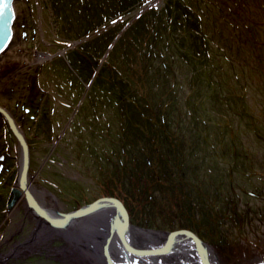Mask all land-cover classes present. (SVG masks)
<instances>
[{
    "label": "rangeland",
    "instance_id": "obj_1",
    "mask_svg": "<svg viewBox=\"0 0 264 264\" xmlns=\"http://www.w3.org/2000/svg\"><path fill=\"white\" fill-rule=\"evenodd\" d=\"M12 9L0 107L26 140L34 202L63 214L112 198L149 240L187 230L220 264L264 262V0ZM19 161L0 116V264H108L98 211L82 227L49 213L28 239L38 218L16 189ZM152 250L146 264H160Z\"/></svg>",
    "mask_w": 264,
    "mask_h": 264
},
{
    "label": "bare ground",
    "instance_id": "obj_2",
    "mask_svg": "<svg viewBox=\"0 0 264 264\" xmlns=\"http://www.w3.org/2000/svg\"><path fill=\"white\" fill-rule=\"evenodd\" d=\"M10 2H11V5L9 6L10 13L14 17V13H13V9H12V0H10ZM4 13H6V12H4ZM8 16H9L8 13H6L3 16L4 20L0 22V30L10 29L9 30L10 33H8V36H7L8 38H6L7 41L5 44L3 43V46L0 49V52H2L4 49L7 48L6 46L9 43L10 38H11L10 25H11L12 21L6 23V21H7L6 19ZM0 33H1V31H0ZM20 134H21L22 138L24 139L21 131H20ZM16 135H18V134H16ZM16 139L18 141V138H16ZM17 179H19V178H16L15 180H17ZM15 186H16V189L20 188V189L24 190L25 198H26L25 201H26L28 206L31 205V206L36 207V205H38L40 207L41 210L39 209L38 212H35L34 210L29 211V213L31 215H33V217L35 219L38 218L36 221L37 228L40 227V221L41 220L43 221V219L46 220V218L49 216V213H51L52 214L51 217L55 219V220H50L49 223L57 221L58 219L55 216H58V214L61 218H71L68 215V213L60 214L59 212H57L55 207L48 209L44 203L41 204V203L37 202V200H35V202H34L33 195H31L26 188L25 180H23V181L18 180V182H16ZM11 193H16V192L14 190H12ZM19 193L21 194V191H19ZM16 194H13V195H16ZM11 199H12L11 201L14 200V198H11ZM102 200H104V199H102ZM113 204L110 205L109 207L106 206L105 208L99 210L97 217L94 216L93 220H95L97 227L98 226L102 227V230L105 232L104 243H103V246H101V248L103 249L106 247V251H107L109 257L116 264H146L148 262V260L151 259V257H152L151 255H154L153 254L154 251L152 249L158 250L157 256L159 257L158 258L159 262H161L160 264H183L182 260H184L186 262H190L189 264H220L218 257L212 252V250L209 251L207 248H203L200 244H198L195 241V239L193 240L191 237L183 234L182 232H172V234L168 233V232H164L163 234L164 235L166 234V236H165L164 241H162L161 243H159L158 241H156L154 239L149 240V239L143 237V235L141 236L140 233L135 231V229H134L135 227L123 223V221L121 220L120 212L116 210L117 208H116L115 204L114 205ZM46 215H47V217H46ZM89 217H91V216L81 217L77 221H75L74 224L76 226L82 227L81 224L84 221L82 218L89 219ZM70 220H72V219H70ZM64 222H66V221H64ZM64 222L61 220V222H59V223L61 224ZM99 222H101L100 225L98 224ZM94 233L95 232H93V234ZM149 233H151V232H149ZM153 233L158 234L157 232H153ZM33 236H34V233H33ZM180 238H184L185 239L184 241L186 242V244H183L180 247L181 249L179 248V253L182 254V257H181L182 260L178 257H175L173 254V253H176V255H178L177 250H176L177 249L176 244L178 245L177 240ZM189 241L193 242V246L190 245ZM110 242L113 243L114 248L116 246L118 249H120V252L124 251L125 256H126L125 259H124V255L122 256L121 253L118 254V249H116V251H115V249H113L112 246H110L109 249L107 248V246H108L107 243L110 244ZM184 251L186 252V254L184 253ZM103 252H104V250H103ZM104 258H105V256H104ZM120 259L125 260V262H122ZM132 262H135V263H132ZM259 264H264V262H261Z\"/></svg>",
    "mask_w": 264,
    "mask_h": 264
},
{
    "label": "water",
    "instance_id": "obj_3",
    "mask_svg": "<svg viewBox=\"0 0 264 264\" xmlns=\"http://www.w3.org/2000/svg\"><path fill=\"white\" fill-rule=\"evenodd\" d=\"M10 5H11L10 0H0V12H6L9 15L7 17V19H6L7 20L6 23H8L10 21H13V18H12L13 15H11L10 8H9ZM4 15H0V22L4 20L3 19ZM9 30L10 29H8V30H0L1 31V33H0V49L2 48L3 43L5 44L6 41H7L6 38H8L7 37L8 33H10ZM0 116L7 122L8 126L11 129L12 133L14 134L15 138H18V141L20 140L18 142L19 143V148H20V161H19V168H18V173H17V178H19V179L15 180V183L18 182V180L19 181H23V180H25L24 178H26V177L28 179V175L26 174L27 173L26 169H28V167H27L28 166V163H27V161H28V147H27L26 140L22 138L19 128L17 127V125L15 124L14 120L11 118V116L8 114V112L6 110L0 108ZM16 134H18L19 136L16 135ZM16 193L18 195H20V193L18 191ZM18 195H15V198H17ZM115 202H118V201L116 200ZM115 202H113L112 198H106L104 200H101V198H100L99 200L93 202L92 204H89L86 207L84 206L83 208L79 209L77 212L74 211V212L68 213V215L71 218L76 219V218L84 216V214L85 215H87V214L89 215V214H92V213H94L96 211H99V210L105 208L106 206L109 207L113 203L115 204ZM28 207H29L30 210H34L35 212H38L39 209H40V207L38 205H36V207L29 205ZM116 208H117L116 209L117 211H119V209L125 211L123 209V207L122 208L116 207ZM126 215L127 214H125V216ZM182 232H183V234L191 237L193 240L195 239V241L198 244H200L202 247L206 246V244L203 243L195 234H190L189 231H187V230H182ZM104 255L106 257V260H107L108 264H116L109 257V255H108V253L106 251V247L104 248ZM133 263H135V262H133Z\"/></svg>",
    "mask_w": 264,
    "mask_h": 264
},
{
    "label": "flooded vegetation",
    "instance_id": "obj_4",
    "mask_svg": "<svg viewBox=\"0 0 264 264\" xmlns=\"http://www.w3.org/2000/svg\"><path fill=\"white\" fill-rule=\"evenodd\" d=\"M53 206H56L57 207V205H53ZM34 218V217H33ZM35 219V218H34ZM21 226H23V225H21ZM24 227V226H23ZM28 232H29V234H31L29 237H28V239H30V238H32L33 237V233L35 232V230H34V228L33 227H37V225L35 224V225H32V226H30V225H28ZM33 232V233H32ZM34 238V237H33ZM74 238H72V237H70V239H69V242H71V244H73V245H75V243H76V241L75 240H73ZM73 242V243H72Z\"/></svg>",
    "mask_w": 264,
    "mask_h": 264
},
{
    "label": "snow or ice",
    "instance_id": "obj_5",
    "mask_svg": "<svg viewBox=\"0 0 264 264\" xmlns=\"http://www.w3.org/2000/svg\"><path fill=\"white\" fill-rule=\"evenodd\" d=\"M5 13L4 12H0V15H4Z\"/></svg>",
    "mask_w": 264,
    "mask_h": 264
}]
</instances>
